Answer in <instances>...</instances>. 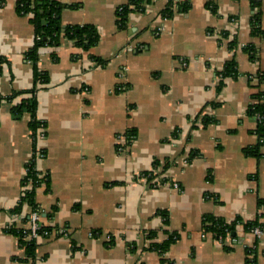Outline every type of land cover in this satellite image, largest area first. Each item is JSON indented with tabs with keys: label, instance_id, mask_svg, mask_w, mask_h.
Instances as JSON below:
<instances>
[{
	"label": "crops",
	"instance_id": "0c3cea01",
	"mask_svg": "<svg viewBox=\"0 0 264 264\" xmlns=\"http://www.w3.org/2000/svg\"><path fill=\"white\" fill-rule=\"evenodd\" d=\"M56 1L64 25L91 24L99 36L88 50L63 39L38 51L49 82L36 95L46 126L37 138L45 153L35 162L49 187L36 200L55 208L41 221L66 234L39 241L35 258L24 261L4 230L33 154L29 115L13 118L7 97L32 85L25 53L34 33L16 0H0V264H161L159 253L143 249L149 231L159 241L179 235L165 255L172 264H246L243 244L255 240L254 264H264V233L255 239L238 224L243 243L227 238L226 249L202 230L205 214L250 221L264 201V145L259 157L245 154L258 142L247 114L255 91L249 75L264 74V38L250 35V18L257 12L264 31V0H174L169 18L161 13L168 0H151L125 29L116 10L129 0ZM251 42L252 61L241 46ZM229 60L237 74L218 90L216 72ZM203 116L213 121L198 125ZM127 131L134 138L121 148ZM166 158V183L140 176L162 172L153 162Z\"/></svg>",
	"mask_w": 264,
	"mask_h": 264
},
{
	"label": "trees",
	"instance_id": "16d2710c",
	"mask_svg": "<svg viewBox=\"0 0 264 264\" xmlns=\"http://www.w3.org/2000/svg\"><path fill=\"white\" fill-rule=\"evenodd\" d=\"M151 0H129L127 4L120 6L116 10L117 25L119 29H125L127 27L128 16L131 13L144 11V7ZM174 0H168L166 7L161 11L163 16L167 18L171 17L173 14ZM180 8V5H178ZM62 5L56 0H16L15 9L16 12L22 16H27L30 24L33 27L34 41L32 47L25 53V59L29 61L33 69L32 85L28 89L18 90L12 93L7 99L11 102L10 114L13 118L19 119L24 114L29 115V129L33 139V154L31 159L26 164V174L22 179L21 185H24L26 181H30V187L23 189L20 194V199L14 207L8 210L9 215H16L23 217L17 219L13 223L4 227L5 232L12 234L17 238L18 246L23 250V258L19 260H33L35 258V252L38 247V242L32 238H28L29 229H27L28 215L29 212L34 210L38 202L36 200L37 191L43 188L44 191L48 190L49 187V176L47 173L41 172L36 168V157L41 154L44 155L45 151L37 148V130L39 128H44L46 123L37 117V92L39 90L38 86H43L49 82V74L46 70H42L38 67V51L40 48L45 46L57 47L61 44L63 39L70 40L76 47H80L83 50H88L97 44L99 36L97 29L91 24H67L64 25L61 22L60 11ZM250 35L255 38H264V31L261 28L260 16L255 12L250 18ZM230 48L236 46V40L233 38L229 42ZM242 50L248 55L249 59L257 60L258 50L254 43H246L242 47ZM5 60L0 57V74L2 71L1 63ZM102 66L105 62L97 60ZM261 73V72H260ZM257 72L250 79L253 81V87L255 89L252 94V102L247 108V114L253 118H259L256 122L255 129L253 133L257 136L258 142L254 148L246 149V155H254L259 157V147L264 145V74ZM220 76L217 89L222 85V81L227 77H235L237 74L236 63L233 60L227 61L220 70L216 72ZM19 99V100H18ZM1 100V97H0ZM17 100V101H16ZM212 118L203 116L202 125H207L212 122ZM134 138L133 131H127L124 138V143L120 144V147H125ZM195 155L194 153L188 154V160ZM171 160L164 159L162 162L155 160L153 162V168L161 166L162 172L159 174H154L150 171L141 172L140 176L145 177L146 181L149 183L153 178H157V184L166 183L167 178L164 176L163 170L167 169L171 165ZM153 185V184H150ZM155 185V184H154ZM264 205L263 200L258 201V213L253 220L241 221L240 218L236 217L234 220L228 222L225 219L214 216L211 214H205L202 219V230L204 232H209L214 235L215 239L220 241L225 245L227 238L230 240L238 239L239 236L236 235L237 225H241L244 232L249 234L254 228H260L264 233V212H262V206ZM55 208H50L46 212V217L51 218L54 214ZM162 216L163 221H167V214L164 211H159ZM43 218V216H42ZM55 226L44 225L39 230L38 233H43L44 231L51 233L48 234L43 240H48L51 237L59 236L60 234L55 230ZM56 232H55V231ZM157 232L149 231L145 235V241H147L144 250L155 251L159 253L161 258V264H172L165 255L169 248L178 240L179 235L176 232H171L168 236L159 241L156 239ZM257 244V240L254 241ZM133 247L135 244L132 245ZM132 247V248H133ZM228 249V246H224ZM246 253V264L251 262L255 263L256 249L244 247ZM248 255H251V260L248 259Z\"/></svg>",
	"mask_w": 264,
	"mask_h": 264
},
{
	"label": "built area",
	"instance_id": "2783aa9c",
	"mask_svg": "<svg viewBox=\"0 0 264 264\" xmlns=\"http://www.w3.org/2000/svg\"><path fill=\"white\" fill-rule=\"evenodd\" d=\"M141 12V11H139ZM229 39H233V37H229ZM241 46L243 47L244 45L241 44ZM206 60H209V59H206ZM183 65L185 66L186 63L183 62ZM260 73V72H259ZM257 74V73H256ZM261 74V73H260ZM252 76L254 75H249V78H251ZM217 79L219 80L220 79V76H217ZM202 118L201 117L199 120H197V124L198 125H201L202 124ZM256 122L259 120V118L257 117L256 119ZM255 129V128H254ZM42 130L43 128H39L37 130V138H41L42 137ZM123 139V138H122ZM124 143V142H123ZM122 144V143H120ZM120 147V146H119ZM123 148V147H121ZM39 157H42L41 154L37 155L36 157V160L39 158ZM187 164V158H184L182 159V165H186ZM27 170V169H26ZM26 170H25V174H26ZM145 178V177H144ZM31 185H30V181H26L24 185H22V190L23 189H26V188H29ZM172 186L174 188H178V184L174 181L172 182ZM49 210L48 206L44 205V204H40L38 203L37 206L35 207L34 210L30 211L29 212V215H28V222H27V229H29V236L28 238H32L33 240H35L36 242H39L41 240H43L45 237H48L51 235V233L48 234V232L44 231L43 233H38V230L44 226L45 224L41 221L42 220V216L44 214H46V212ZM262 212H264V205L262 206ZM20 217H23V214L20 215ZM20 217H17L16 215H10V219H9V222L5 225V227H7L9 224L13 223L14 221H17L18 218ZM50 226H55L56 227V231L60 234V235H65L66 232H65V229L62 225L60 224H55V223H52L50 224ZM54 230V231H55ZM55 231V232H56ZM263 231L260 229V228H254L252 230V232L250 233L252 237H254L255 239H259L262 235ZM48 234V236H46ZM232 242H238V243H243L242 242V239L240 237H238V239H233L231 240ZM244 247H250V248H254L256 247V243L253 242V243H249V244H243ZM248 259L251 260V255H248ZM247 264H251V262H248Z\"/></svg>",
	"mask_w": 264,
	"mask_h": 264
}]
</instances>
